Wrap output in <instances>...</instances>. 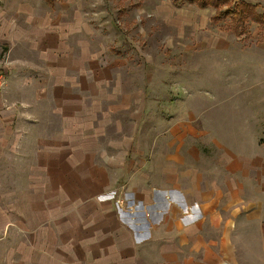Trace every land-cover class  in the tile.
I'll use <instances>...</instances> for the list:
<instances>
[{
  "label": "crops",
  "instance_id": "obj_1",
  "mask_svg": "<svg viewBox=\"0 0 264 264\" xmlns=\"http://www.w3.org/2000/svg\"><path fill=\"white\" fill-rule=\"evenodd\" d=\"M234 2L253 4L264 16V0ZM257 28L261 41L238 48L252 50L255 73L261 72L253 76L249 99L259 121L254 116L250 126L261 135L264 39ZM11 31L5 14L0 170L15 168L16 180L0 179V264H264L263 144L256 140L255 154L222 144L212 157L185 152L179 166L147 167V158L130 157L133 137H109L108 109L116 105L103 103L114 104L122 91L67 92L68 85L98 84L97 59L89 61V71L82 70L85 62L76 63V81L74 59L66 61L70 50L56 35L40 50L43 39H35V50ZM120 123L113 125L116 134ZM3 154H12L14 164ZM13 183L16 190L5 187ZM14 197L16 212L7 203Z\"/></svg>",
  "mask_w": 264,
  "mask_h": 264
},
{
  "label": "rangeland",
  "instance_id": "obj_2",
  "mask_svg": "<svg viewBox=\"0 0 264 264\" xmlns=\"http://www.w3.org/2000/svg\"><path fill=\"white\" fill-rule=\"evenodd\" d=\"M234 5L223 9L234 12ZM5 14L12 37L27 38L35 50L37 38L43 39L39 50L54 44L55 35L63 41L70 50L66 61L74 59L70 75L75 80L80 73L76 63L85 62L82 70L89 71V61L97 59L98 84H79L74 90L68 85L67 92L122 91L114 104L103 103L116 105L115 111L108 109L109 137H133L130 157L147 158V167L179 166L185 152L197 159L212 157L222 144L254 154L256 140L264 145V127L259 135L261 130L250 126L259 121L249 102L253 76L261 72L255 73L252 50L238 48L261 41L256 22L237 23L233 13L213 21L214 8L202 10L185 0H0V21ZM8 49L2 48L0 61L8 59ZM26 53L36 61L34 51ZM116 122H121V134L114 132ZM2 156L7 165L14 164L12 154ZM15 173L7 167L0 179L5 174L15 181ZM5 187L16 190L15 183ZM16 199L7 202L12 212L18 209ZM11 231L14 238L18 231Z\"/></svg>",
  "mask_w": 264,
  "mask_h": 264
},
{
  "label": "trees",
  "instance_id": "obj_3",
  "mask_svg": "<svg viewBox=\"0 0 264 264\" xmlns=\"http://www.w3.org/2000/svg\"><path fill=\"white\" fill-rule=\"evenodd\" d=\"M189 3H196L202 8H206L208 6H212L216 8V14L213 16L215 21H221L224 16H229L233 13V15L237 14L236 21L237 23H245L249 20H255L260 24L261 31L263 32L264 39V16L260 15L256 11V7L253 4L234 2L235 0H185ZM230 3H235V13L231 11V9H223V6L230 5ZM237 30V26L234 28ZM243 32V29H241ZM240 32V33H242ZM244 33V32H243Z\"/></svg>",
  "mask_w": 264,
  "mask_h": 264
},
{
  "label": "built area",
  "instance_id": "obj_4",
  "mask_svg": "<svg viewBox=\"0 0 264 264\" xmlns=\"http://www.w3.org/2000/svg\"><path fill=\"white\" fill-rule=\"evenodd\" d=\"M6 83V75L4 71L0 69V92L4 89Z\"/></svg>",
  "mask_w": 264,
  "mask_h": 264
}]
</instances>
